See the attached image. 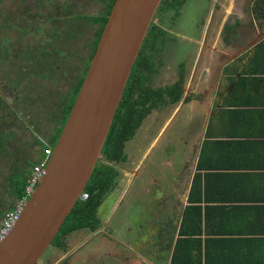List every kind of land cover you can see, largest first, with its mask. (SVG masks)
<instances>
[{"label":"flooded vegetation","instance_id":"obj_1","mask_svg":"<svg viewBox=\"0 0 264 264\" xmlns=\"http://www.w3.org/2000/svg\"><path fill=\"white\" fill-rule=\"evenodd\" d=\"M260 4L263 8L264 2L261 0H214L209 22L203 29L201 36L195 40L196 50L190 55L191 61L186 67L183 69L181 67L176 71V76L172 82L157 85L158 77L156 75L158 72L154 76L152 83L155 86L172 85L178 80H183L182 96L172 104L154 108L145 117L134 137L130 139H133L129 145H132L130 152H128L129 146H126V154L131 153L133 156L123 160L122 163L119 162L115 188L107 192L118 195L116 199L120 206L124 205L127 196H130L129 199H136V202L139 201V203L144 201L141 203L144 204L147 200L145 192L150 189L155 191L160 188L164 190L173 188L172 192H177L183 186L179 187L181 174V180L184 182V179H187L186 176L193 173L199 145L206 136L208 124L214 117L217 107L225 104L226 95L229 94L231 88V83L227 79L230 76L227 72L229 66L234 63H243L254 48L264 43V17H260L261 12L263 13L262 8H258ZM71 6L72 0H64L59 9L54 8L53 13L38 11L29 14L25 11L27 13L22 15L26 17H20V29L31 30L27 31V37L33 34L30 40L32 41L31 44L26 39L20 40V46L33 52V58L28 54L32 58L30 60L28 59L30 57L24 58V54L28 52L20 49V111L19 93H15L17 91L12 89L8 91V88L3 84L0 89L5 90L9 101L15 102L18 107L20 114L17 115L12 125L17 128V131H20V143L22 144H26V141L23 140L24 135L30 141L34 139L33 142L31 141L32 143H36V141L39 143L41 137L53 138L57 129L63 127L64 123L58 120V117H61L59 105L53 112L50 111L51 100L53 104L57 102V95L54 91L50 100L49 96L46 98L47 100H43L41 93H32L36 99L35 102L38 100L36 103L39 105L37 108L29 110L33 104L29 106L27 102L28 98L25 93L28 94L31 89L27 87L28 83L25 80H28L25 79V76L33 75L35 70L39 76H43V78L40 76L42 79L45 80L47 76H50L54 81L56 80V72H65V65L74 61L73 56L75 54L68 53V48L69 42L73 44V40L76 39H73L72 32H69L79 25L72 22L71 15L67 16L65 13H60L62 7L67 10ZM27 10L29 11V9ZM58 10L59 12H56ZM42 14L43 19H41ZM58 14L63 16V18H59V21L57 19ZM155 17L153 21H156L166 30L163 23V12H160L157 18ZM87 28V26L80 27L79 31L82 32L83 36ZM71 39L73 40L71 41ZM169 39L167 31V40L162 50L155 56L157 69L161 60L159 58L157 63L156 57L163 53ZM41 55L45 57L40 59ZM233 56H235L234 59ZM47 57L49 60L45 62ZM57 57L61 58V62L56 61ZM78 59L80 68L74 71L75 74L72 73L71 76L75 81L74 87L83 76L88 63V56L84 58V61L82 57L79 58L78 56ZM162 64L164 65L165 61L162 60ZM28 67H32L33 71ZM68 76L62 77L66 79ZM71 88L73 87H70L65 94L66 96ZM40 101L48 102L49 110L46 112H48L49 123L41 124V115L38 114L42 107ZM62 101L63 97L60 95L58 104ZM34 111H38L37 114H30ZM25 151L27 150L23 145L22 153L24 154ZM35 158L36 155L30 156L29 151H27L20 164V170L29 171L30 174L35 164ZM122 186L129 189L125 198L124 193L127 189L118 194ZM10 194L9 198L12 201L9 204H12L18 198L14 194ZM177 197L180 198L178 195ZM123 205L119 210H122ZM1 206L0 203V221L5 214V208L1 209ZM119 215L118 212L116 219L119 222L115 232L126 234L125 229H127L126 232L129 234L131 227L121 224L123 220L128 218H118ZM98 216L100 221L96 227L79 230L78 234H74L73 237L70 236L71 232H58L60 235L52 241L50 252H45L38 264H88L92 251L97 249V237L103 232H107L109 228L100 214ZM88 243L92 246L86 247Z\"/></svg>","mask_w":264,"mask_h":264},{"label":"crops","instance_id":"obj_2","mask_svg":"<svg viewBox=\"0 0 264 264\" xmlns=\"http://www.w3.org/2000/svg\"><path fill=\"white\" fill-rule=\"evenodd\" d=\"M249 59L250 55L239 63L241 68ZM242 75L235 73L237 77ZM250 75L257 82L248 83L245 93H256L259 104L239 106L243 113L235 127L222 121L223 111L235 107L226 103L235 87L227 78L231 83L229 94L208 124L193 173L184 182L181 174L179 187L183 186L177 192H172L173 188L145 192L147 200L139 218L143 216L153 231H138L141 238H122L115 232L117 226L109 225L111 231L97 237V249L92 251L88 264H172L182 223L192 203L202 207L203 242L201 250L195 251L203 257L201 264H264V73ZM235 128L241 134L232 137ZM201 159L203 168L199 167ZM197 173L202 174L206 193L202 201L192 202L190 194ZM139 226L144 228L145 224ZM103 238L105 243H98ZM206 238L215 239L208 249L211 263L205 260Z\"/></svg>","mask_w":264,"mask_h":264},{"label":"trees","instance_id":"obj_3","mask_svg":"<svg viewBox=\"0 0 264 264\" xmlns=\"http://www.w3.org/2000/svg\"><path fill=\"white\" fill-rule=\"evenodd\" d=\"M12 1H15L16 4L20 3V0ZM48 1L50 2L51 0ZM101 1L106 4V8L99 15L92 13L82 14L79 11H75V0H72L71 8L67 9L68 14L66 15H71L70 17H72V22L79 25L78 30L81 26H86V22L89 21L92 23L100 22L102 24L96 33V37L93 39L92 51L88 56L87 68L84 71L83 76L79 80L78 84L71 88L67 96L62 95L63 101L58 104L61 108V117H58V120L62 123L66 122L70 114L73 103L88 71L92 56L97 48L101 33L105 23L107 22L111 8L115 2V0H99V2ZM261 1L264 2V0ZM184 2L185 0H162L158 11L164 13L168 10L172 11L173 9H178L181 5H183ZM63 3L64 1L60 0L55 5V7H53L59 9V6H61ZM18 7L19 6H17V8ZM258 8H262L261 4L258 6ZM262 11L263 13L261 12L260 17H264V6ZM4 15L6 16L5 23L0 24V62L2 63V69H0L2 72V74H0V86L3 84L6 88H8V91L9 89L17 91L15 93H19L20 101V12L8 10ZM61 17L63 18L62 15H57L58 21ZM157 17L158 14L155 18ZM43 18L44 16L42 14L41 19ZM166 40L167 31L158 23H156V21H153L140 49L138 57L133 65L127 85L124 89L122 98L115 113L112 126L103 148L104 156L98 160L91 178L85 188L84 192L88 193V197L84 200H78L73 210L63 223L59 231L60 233H70L79 229L94 228L98 225L100 221L98 216L99 207L104 200L105 194L116 183L119 172V169L116 165L126 158V146L128 141L134 137L137 129L142 125L145 117L154 108L165 104H172L181 98L183 91V80H178L172 85L163 86H155L152 83L154 76L158 72V69L155 65V56L162 50ZM31 42L32 41H28L29 44H31ZM27 52L28 53L25 54V58L33 55L32 51L28 50ZM28 54H30V56H28ZM245 66L244 68H241L239 63L231 64L227 71L228 74H230L229 80L234 82L235 87L232 93H230V97L227 99L226 103L235 107L223 111V115L220 119L232 124V127H235L236 124H239L240 114L243 113L239 106L256 105L260 102L257 99L256 93L252 96H246L245 88L248 83L252 85L257 82L256 77H252L250 74L259 72L264 73V43L258 45L252 50L248 64ZM240 72L243 73L241 77L235 76V73ZM248 74L249 76H247ZM40 76L42 77V75ZM40 76L34 70L32 78L29 79L28 75L25 76V79L28 80H25V82H33L37 79H40ZM43 81H46V79ZM41 85L45 86L44 84ZM0 91H2L0 92V168H2L3 165H8L9 167L8 163H10L12 154L14 153L11 150L12 141L11 135L8 132H10L9 126L15 120V118H17L19 113L18 107H15V105L9 101V97L7 96L5 90L0 89ZM51 91L52 90L48 91L49 94L41 93V98L44 100L49 96L50 100L53 93ZM27 100L29 103L34 105L36 99H34V95H32V97L28 98ZM245 113H247V110L244 112V114ZM61 131V128L57 129V133L53 138H47L45 140L39 139L42 147V154L40 157H38L35 163L42 157L45 149H49L50 147L54 149ZM240 131L241 130L239 128H235L234 131L231 130V136H235L233 134H241ZM247 134L250 133L247 131ZM15 161H17V157ZM203 166H205V164L203 159H201L199 162V167L203 168ZM11 169V174L8 177L9 183L11 185L10 193L14 194L15 197L18 198L25 191L26 184L29 180V171L20 170V166L16 167L14 166V163L11 164L10 170ZM204 192L206 193V190L203 189L202 174L197 173L191 190L190 200L192 202L202 201L204 199ZM196 204L197 203H192V205H190L186 211L181 227L182 236L177 241L172 264L203 263L202 255L195 253V251L198 252L201 250V244L203 242L201 237L203 234L201 213L202 207L200 203L197 205ZM10 208H12V206H10ZM60 233H58L56 237H58ZM194 235L196 237H194ZM56 237L53 239V241L56 239ZM213 240L215 239L206 238V263H211V260L209 259L211 256L208 253V249L210 247V243L213 242Z\"/></svg>","mask_w":264,"mask_h":264},{"label":"water","instance_id":"obj_4","mask_svg":"<svg viewBox=\"0 0 264 264\" xmlns=\"http://www.w3.org/2000/svg\"><path fill=\"white\" fill-rule=\"evenodd\" d=\"M161 2L115 0L46 172L20 219L0 243V264L39 263L81 199L104 156L115 113Z\"/></svg>","mask_w":264,"mask_h":264},{"label":"rangeland","instance_id":"obj_5","mask_svg":"<svg viewBox=\"0 0 264 264\" xmlns=\"http://www.w3.org/2000/svg\"><path fill=\"white\" fill-rule=\"evenodd\" d=\"M58 1L60 0H51L50 2L48 0H20V3L16 4L15 1H12V0H0V24L5 23L6 16L4 14L8 10L10 11L15 10L17 12H20V17H26L25 15L23 16L22 14L27 13V12L29 14L35 13L38 11H41L43 13H53L54 7L58 3ZM61 1H64V0H61ZM75 2H76L75 11H79L82 14L92 13V14L99 15V13L103 12L106 8V4L99 2V0H75ZM213 2L214 0H185L183 5H181L178 9H173L172 11H167V13L166 12L163 13L164 15L163 23L166 27V30L168 31L170 39L168 40L163 53L158 54L156 57L157 63L159 62V58L161 60V64L157 65L158 70H159L158 74L156 75L158 77L157 85L172 82L176 76V71L181 69V67L183 69V67H186V65L191 61L190 55L192 52L196 50L195 40L201 36L203 29L207 26V23L209 22V17L211 15V10L213 8ZM17 6L19 7L17 8ZM23 9H24V12H22ZM27 9H29V11ZM61 9L62 10L60 11V13L68 14L66 13L67 10H65L64 7H62ZM56 12H59V10ZM159 13L160 12L157 11V14ZM17 20H18V16H17ZM32 22L34 21L32 20ZM86 26L88 28H87V31L85 32V35H84L85 37L82 35V32L78 30V27H76L75 29H72V31L69 32V33L72 32L73 39H76V40L71 39V41L73 40V44L72 42H69L68 53L72 52V54H75V55L73 56L74 61H70L67 63L68 65L67 64L65 65L66 71L65 72L57 71L55 74L56 80L54 81L50 76H47L46 81H43L44 79L42 80L41 78V81L40 79H37L33 82H30V83L28 82L27 87L30 88L31 90L28 91V94L25 93L27 98L32 97V93L37 94L36 92H38V93L49 94L48 91L52 90L51 92L54 91L57 95V100H56L57 102L53 104V101L51 100L50 111L53 112L55 109H57L59 96L65 95L69 91L70 87H74L75 85V81L73 80V77L71 76H72V73L75 74L74 71L80 68L79 67L80 62H79L78 56L79 58L82 57L83 61L86 56H89L90 52L92 51L93 39L96 37L97 35L96 33L99 30L101 24L99 23L94 24L91 21H89V22H86ZM26 30L31 31L29 29H26ZM27 31H24V29H20V40L26 39V41H30L32 39L33 34H30L27 37L26 36ZM67 37L70 38V36H67ZM20 49L24 51H28L26 48H23L22 46H20ZM25 57L26 55L24 54V58ZM44 57L45 56H41L40 59ZM28 59L32 60L31 57ZM48 60L49 58L47 57L45 62H47ZM162 60L165 61L164 65L162 64ZM56 61L61 62V58L57 57ZM1 64L2 63L0 62V69H2ZM3 68H4V65H3ZM28 68L32 69V67H28ZM0 74H2L1 70H0ZM28 76L30 79L32 78L33 75H28ZM62 76H68V77L65 79ZM41 84H44L45 86H42ZM27 102H28V105L31 106V103H29L28 100ZM36 102H34L33 107H30L29 110L33 108H37V105H39V103H36ZM45 102L40 101V104L42 107L39 110V112L38 111L30 112V114H37L38 112V114L41 115V124L49 123L50 121L48 120V117H47L48 112H46L49 110L47 107L48 102H46V105H45ZM13 104L15 105V107H17L15 102ZM19 104H20V101H19ZM9 128H10L9 129L10 132L8 133L11 135V141H12L11 150L14 153L12 154L10 163H8L9 167L8 165H5V166L3 165L2 168H0V203L2 205L1 209L5 208L6 211L11 209L10 206L13 207L15 204V202L12 204H9L12 201V199L9 198V196L11 195L10 194L11 185L8 179L12 171V169L10 170L11 164L14 163V166L19 167L21 162L24 159V154L27 151H29L30 156L36 155L35 161L42 154V151H41L42 147H41L40 142L38 143L36 141V143H32L34 139H32L31 140L32 142H31L30 140H28L27 136L24 135L23 140L26 141V144H22L20 143V131H17V128L14 125H12V123L9 126ZM16 132L18 133L16 134ZM40 139L45 140L46 138L41 137ZM132 141L133 139L128 141L127 146H129L132 143ZM23 145L25 147V150H27L25 151L24 154L22 153ZM131 146H129L128 152L131 151ZM16 157H17V161H15ZM125 189L127 190L124 193V198L128 194L127 193L129 190L128 187L122 186L120 190L118 191V194H119L121 192H124ZM107 195L108 196L105 198V201L102 203V205H100L99 210H98V213L104 219L105 223L107 224L109 223L108 225L115 224V226H117L119 221L116 218H117V213L119 212L120 215L118 216V218L120 217L128 218L126 220H123L121 224L131 227L129 234H127L126 232L127 229H125L126 234H122L123 232L122 233L118 232L117 235L121 234L120 236H122V238H127L126 235H133L134 238H137L138 231H141V233L153 231L149 223L147 221H144L143 216L139 218V215L144 210L143 204H141L144 201L139 203V201L136 202V199H129L130 196H127L124 205L122 204L123 205L122 210H119L121 209L120 207L122 205L120 206L119 201L116 199L118 195L112 192H110ZM140 200H143V199H140ZM149 212H150V208H149ZM141 223L145 224L144 228L139 226V224ZM107 230L111 231V228H108ZM76 233L78 234V232ZM138 238H141V237H138ZM139 241L141 240L139 239ZM98 243L100 244L105 243L104 238L100 239ZM88 246L91 247L92 245L88 243L86 247ZM51 247L52 246L50 245L45 252L49 253L51 250Z\"/></svg>","mask_w":264,"mask_h":264},{"label":"built area","instance_id":"obj_6","mask_svg":"<svg viewBox=\"0 0 264 264\" xmlns=\"http://www.w3.org/2000/svg\"><path fill=\"white\" fill-rule=\"evenodd\" d=\"M52 153V147L44 150L42 157L34 164L29 174V180L26 184L24 193L20 197H18L14 206L5 212L3 219L0 221V243L6 238V236L10 233V231L20 219L22 212L24 211L31 196L36 191L46 172V167ZM87 197L88 193L83 192L81 195V199L84 200Z\"/></svg>","mask_w":264,"mask_h":264}]
</instances>
